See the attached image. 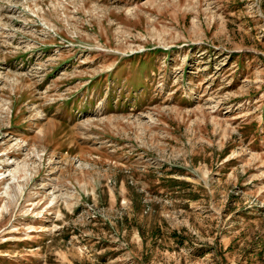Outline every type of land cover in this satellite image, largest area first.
I'll use <instances>...</instances> for the list:
<instances>
[{"label":"rangeland","instance_id":"1","mask_svg":"<svg viewBox=\"0 0 264 264\" xmlns=\"http://www.w3.org/2000/svg\"><path fill=\"white\" fill-rule=\"evenodd\" d=\"M0 264H264V0H0Z\"/></svg>","mask_w":264,"mask_h":264}]
</instances>
